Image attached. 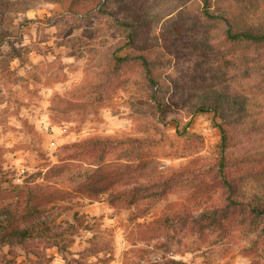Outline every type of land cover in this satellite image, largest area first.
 Segmentation results:
<instances>
[{"label":"rangeland","instance_id":"rangeland-1","mask_svg":"<svg viewBox=\"0 0 264 264\" xmlns=\"http://www.w3.org/2000/svg\"><path fill=\"white\" fill-rule=\"evenodd\" d=\"M212 2L264 15V0ZM225 29L204 0H0V212L42 193L36 217L67 233L64 250L0 247V264H264V216L247 205L264 174L246 179L264 165L230 170L244 201L230 209L217 166L220 124L231 153L264 146L245 134L264 131V47ZM89 179L109 188L87 198ZM140 185L151 200L109 203Z\"/></svg>","mask_w":264,"mask_h":264},{"label":"trees","instance_id":"trees-1","mask_svg":"<svg viewBox=\"0 0 264 264\" xmlns=\"http://www.w3.org/2000/svg\"><path fill=\"white\" fill-rule=\"evenodd\" d=\"M214 3L212 0H204V15L208 19H221L225 25V37L228 41L237 44L250 45L253 47H264V15L259 16L255 15L252 20L246 19L245 16H228L226 9L220 11L215 15L211 10ZM125 60L120 61L119 63L124 62ZM215 110H218L219 107L214 106ZM201 112H207L210 110V107H201ZM219 130L221 131V142L219 145V161H218V172L219 178L222 182L223 188L227 193V198L229 200L228 208H234L244 205V201H239V188L234 185V181L231 178L232 168H237L241 166H255L264 165V146L262 150L256 149L255 151L248 152L244 155H236L231 153V148L236 145L235 139L231 136L229 130L222 124L218 125ZM251 140H263L264 131L259 130L256 127L249 129L245 132ZM235 147V146H234ZM264 174L262 171H254L248 173L246 179H257L261 184L262 181L259 177ZM103 180V179H102ZM102 180L97 182H92L85 180L86 183L82 184L81 187L83 190L78 191L79 194H86L87 198H94L99 196L101 190H107L109 185L104 183ZM264 187V186H260ZM170 188V187H169ZM149 187L148 185L134 186L132 188H124L121 190H112L109 193V203L115 205L119 202L123 204H128L130 206H135L136 204L140 205L142 201L151 200V195L147 193ZM58 194L59 193H54ZM60 198H65V194L69 193H60ZM71 195V194H69ZM46 195L41 193L40 196L29 194V198L25 205L23 211H18V209L3 211L0 212V247L12 246V245H24L29 240L34 239H46L52 242L64 250V243L61 241L62 238L67 236V233L62 232L60 234H55L51 232L49 221L41 220L36 217V215L43 214L45 209L48 206V201ZM37 201L38 203H35ZM247 205L251 208L250 216L252 221L261 218L264 216V200L261 197L254 196ZM208 213H204L202 217H205ZM80 216L78 213H75V220L79 221ZM211 218V214L207 216ZM165 223L164 221H160ZM217 222V221H215ZM165 226V225H164ZM166 227V226H165ZM261 233L264 234V229Z\"/></svg>","mask_w":264,"mask_h":264}]
</instances>
